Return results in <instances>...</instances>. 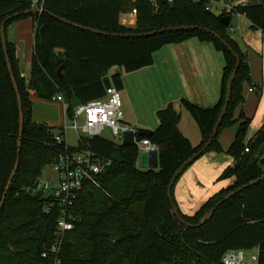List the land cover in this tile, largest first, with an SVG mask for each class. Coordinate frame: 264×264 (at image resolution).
<instances>
[{"label": "trees", "instance_id": "trees-1", "mask_svg": "<svg viewBox=\"0 0 264 264\" xmlns=\"http://www.w3.org/2000/svg\"><path fill=\"white\" fill-rule=\"evenodd\" d=\"M32 1L0 0V26L6 18L20 14L6 22L5 35L10 24L26 17L32 18L35 28L28 82L21 78L15 46L6 39V53L21 99L23 133L19 156L17 95L0 38V202L19 160L0 209V264H47L49 260L42 255L48 254L55 242L57 212H44L46 200L34 188L43 168L51 165L67 144L62 129L32 121L29 91L45 101L62 95L69 119L76 107L74 100L79 105L105 97L102 80L113 70L118 69L119 73L111 78V83L120 92L122 74L151 66L154 53L190 39L212 44L224 59L220 94L214 106L203 108L186 99L179 102V107L196 123L200 143L192 146L180 133L181 115L172 104L157 111L155 130L148 136L135 137L137 141L148 140L157 146L155 170L138 168L135 144H122L101 136L80 137L76 147L91 151L106 163V169L97 176V185H87L79 192L71 211L73 229L65 235L59 260L62 264H219L227 251L257 249L258 264H264V181L224 201L208 222L197 227L219 201L264 175V123L246 141L252 119L242 110L234 118L236 109L244 103V84L257 92L258 101L263 88L252 84L247 51L229 35L231 21L227 27L220 21L227 15H241L249 21L252 31L264 34V0H250L246 6L220 13L210 12L206 7L212 1L226 0H174L172 3L166 0H39L41 14L23 15L32 10ZM132 9L136 10V26L125 28L119 24V16ZM51 14L109 34L164 32L151 37L103 36L65 24ZM192 26L216 33L236 53L240 64L227 111L204 153L225 152L234 160L217 179L232 180V183L188 216L177 207L173 195L175 185L173 205L167 197V188L180 166L210 138L237 62L221 41L203 30H170ZM234 124H237L234 139L224 151L219 134ZM57 135L62 137L61 143L55 141ZM173 206L180 218L193 227L182 225L173 216Z\"/></svg>", "mask_w": 264, "mask_h": 264}, {"label": "crops", "instance_id": "crops-1", "mask_svg": "<svg viewBox=\"0 0 264 264\" xmlns=\"http://www.w3.org/2000/svg\"><path fill=\"white\" fill-rule=\"evenodd\" d=\"M130 14L131 11L120 14L119 24L132 29L136 26V16ZM235 24L236 29L231 27L232 31L230 30L229 35L243 51L251 46L244 42L251 33L255 32L260 35V42L263 44L264 34L260 31H252L249 21L244 16L236 15ZM34 30V22L31 17L17 20L6 28V39L16 48L19 72L25 82L30 79ZM236 32L239 38L236 37ZM238 39H241V42ZM256 43L252 45H259L262 49L263 45L260 46L259 42ZM223 67L222 54L216 51L210 43L190 39L163 47L154 53L151 66L133 73L122 74L123 88L119 93L122 100L123 124L134 129L153 131L158 126L157 111L172 104L181 115L178 124L180 133L189 140L192 146H197L201 140L199 129L190 115L179 107V102L181 99H186L203 108L214 106L220 94ZM251 76L254 86L261 85L263 87L264 75L261 77V81L256 79L254 72ZM29 96L34 123H44L51 127H60L66 124L64 113L66 103L38 99L33 91H29ZM262 100L263 98H260L258 101L254 119H259L263 124L264 105ZM77 104L76 101L73 102V106H77ZM245 115L247 116V113ZM251 119L253 120V118ZM234 135V131L229 133L223 131L220 134L219 141L224 151L233 141ZM233 163L234 160L225 152H208L196 160L180 176L174 187L173 195L180 212L188 216L194 214L206 200L225 188V186L221 187L224 184H218L216 181L221 173ZM137 164L139 168V162ZM228 181L226 180L224 183L227 184Z\"/></svg>", "mask_w": 264, "mask_h": 264}, {"label": "built area", "instance_id": "built-area-1", "mask_svg": "<svg viewBox=\"0 0 264 264\" xmlns=\"http://www.w3.org/2000/svg\"><path fill=\"white\" fill-rule=\"evenodd\" d=\"M39 0L32 1V8H38ZM134 1V0H132ZM154 2L155 0H146ZM172 3L174 0H166ZM250 0H226L223 2H210L206 10L210 12H231L235 7L246 6ZM136 16V10L132 9L131 14ZM232 31L230 28L228 32ZM106 95L102 99L93 100L86 104L77 105L71 117L65 118L67 125H64L62 131L64 135L68 130L79 139L80 137L101 136L105 129H109L111 134L117 139L124 132L136 134V129L123 124L122 100L119 91L113 86L105 90ZM250 92L252 89L249 90ZM52 101L64 104L62 95L52 98ZM66 107L64 108V113ZM57 143L62 142V137L55 136ZM67 144V143H66ZM134 144L138 149V154L157 152L156 145L151 144L148 140L137 141L134 138ZM68 145V144H67ZM60 152L51 168L55 174L52 181H46L42 184L37 182L34 192H40L46 200L44 212L46 214L57 212L55 242L50 248L49 253H44L43 258L49 261L47 264H62L59 260V253L67 232L73 229L72 208L79 192L87 185H97V176L102 174L106 169V163L101 161L89 150L79 149L78 147L68 148ZM245 152H248L246 149ZM139 158V156H138ZM244 250L227 251L219 264H258V251L255 254H246Z\"/></svg>", "mask_w": 264, "mask_h": 264}, {"label": "water", "instance_id": "water-1", "mask_svg": "<svg viewBox=\"0 0 264 264\" xmlns=\"http://www.w3.org/2000/svg\"><path fill=\"white\" fill-rule=\"evenodd\" d=\"M43 12L42 9H37V8H32V10L30 11H25L23 12L22 14L23 15H27L29 13H34V14H41ZM20 14H15L14 16H11L9 18H6L2 23H1V26H0V38H1V43H2V46H3V50H4V53H5V60H6V64H7V68H8V71H9V74H10V77H11V81H12V84H13V87H14V90L16 92V95H17V102H18V110H19V133H18V156L20 154V148H21V141H22V133H23V117H22V112H21V99H20V96H19V93H18V88H17V85H16V82H15V78L13 77V74H12V68H11V65H10V62H9V59H8V56H7V53H6V35H5V24L8 20H11L12 18L14 17H17L19 16ZM55 19H58L60 20L61 22L65 23V24H68V25H71L75 28H79V29H82L84 31H88V32H91V33H94V34H97V35H103V36H112V37H125V38H130V37H151L153 35H155L156 33H163L164 30H161V31H158V32H150V33H147V34H138V35H117V34H109V33H104L100 30H96V29H92V28H88V27H84V26H81V25H78L76 23H72V22H69L65 19H60L58 18L57 16L51 14ZM230 19H231V16L230 15H227V16H224L220 19L221 23L224 25V26H228L229 25V22H230ZM171 31H178V30H182V31H187V30H203L205 31L206 33L208 34H211L212 36H214L217 40L221 41L222 44L227 47L229 49V51L234 55L235 59H236V66L233 70V72L231 73L230 75V78L228 80V84H227V89H226V95H225V101H224V105H223V108L220 112V115L217 119V122L215 124V127L212 131V134L210 135V138L208 139V141L206 142V144L196 153L194 154L191 158H189L183 165L180 166V168L174 173V175L172 176L170 182H169V185H168V188H167V197L168 199L170 200L171 204L173 205V201H172V188L173 186L175 185L176 183V180L177 178L185 171V169L191 165L193 162H195L197 159H199L200 156H202L206 151L207 149L209 148V146L211 145L214 137L217 135L218 133V129L221 125V122L223 120V117L227 111V108H228V104L230 102V98H231V92H232V84H233V81H234V78L236 76V72H237V69H238V66L240 64V61H239V58L238 56L236 55V53L233 52V50L231 48L228 47V45L214 32L208 30V29H201V28H198V27H176V28H172L170 29ZM61 69L58 70V73H60ZM119 73V70L118 69H115L113 70L112 72H110L108 74V76L104 77L102 82H103V86H104V89L107 90V89H110L112 87V83H111V78L118 74ZM151 133V131L149 130H145V129H136V134L132 133V132H124L122 134H120L118 136V140L121 141L122 144H134V138L136 137V135H140V136H148L149 134ZM138 162H139V165H140V168L142 169H149V170H155L158 168V153L157 152H151V153H141L139 155V158H138ZM18 163H19V160L16 161L15 165H14V169L7 181V184H6V187H5V191L3 193V197H2V200L0 202V209L3 205V202L5 200V197H6V194L9 190V187L11 185V182L15 176V173H16V170L18 168ZM264 181V175H262L260 178H258L257 180H254L252 182H250L249 184L247 185H244L243 187L237 189L236 191L230 193L229 195H227L222 201H219L215 207L210 210L206 215L203 216V218L201 219L200 223L197 225V227H200L202 225H204L206 222H208L213 213L215 212V210L224 202V201H227L229 198H231L232 196H234L235 194H238V193H241L243 190L247 189L248 187H252V186H255L256 184L260 183ZM173 216H175L177 219H179L180 223L182 225H185L186 227H193L187 223H185L179 216V213H178V210L173 206Z\"/></svg>", "mask_w": 264, "mask_h": 264}, {"label": "rangeland", "instance_id": "rangeland-1", "mask_svg": "<svg viewBox=\"0 0 264 264\" xmlns=\"http://www.w3.org/2000/svg\"><path fill=\"white\" fill-rule=\"evenodd\" d=\"M216 13H220V10H218ZM235 22H236V15H232L231 18V22H230V27L235 28ZM238 32V31H237ZM235 33L236 37H238V33ZM239 38V37H238ZM241 42V39H238ZM261 41V36L254 33H251V35L244 40V42H246V44H251L250 48H248L247 51V56H248V63H249V67H250V76L251 74L254 72L256 74V79H260L261 81V77H263L264 75V41L263 44L260 42ZM255 44L256 42H259L260 46H262V49H260L259 45H252L253 43ZM257 44V43H256ZM246 46V45H245ZM263 56V57H262ZM252 77V76H251ZM264 84V83H263ZM250 85H248L247 83L244 84L243 86V90H242V96L244 98V103L243 106H239L235 113H234V118L237 119L241 110L244 112V114L247 113V116H249L250 118H253L251 125L249 126L248 132H247V136H246V141L250 140L254 134L257 132V130L261 127V122L259 119H254V114L256 112L257 106H258V100H257V92H253L250 93L248 91ZM262 97L263 98V105H264V85L262 87ZM75 101V100H74ZM64 122V121H63ZM67 121L66 124L67 125ZM64 125L60 126V127H54V128H59L62 129ZM237 130V124H234L231 127L225 128L224 130H222L220 132V134L223 131H226V133H229L231 131H234V134ZM220 134H219V140H220ZM101 137L110 141H114V142H118L117 139H115V137L111 134L109 129H105L102 133H101ZM65 141L68 144V146L70 147H76L77 146V142L78 139L77 137L73 134L72 131L68 130L66 132V137H65ZM138 165V164H137ZM140 168V167H139ZM142 169V168H140ZM55 178V174L51 168V165H47L43 168L42 170V174L41 177L39 179L40 184L46 182V181H52ZM226 181V180H224ZM224 181H216L218 182V184H224L221 187H226L229 184L232 183V180H229L227 184L224 183ZM257 252V249H253L250 251H247L246 254L250 255V254H255Z\"/></svg>", "mask_w": 264, "mask_h": 264}]
</instances>
